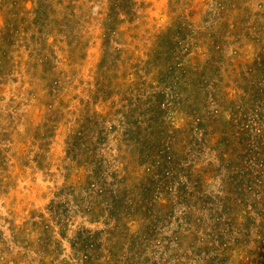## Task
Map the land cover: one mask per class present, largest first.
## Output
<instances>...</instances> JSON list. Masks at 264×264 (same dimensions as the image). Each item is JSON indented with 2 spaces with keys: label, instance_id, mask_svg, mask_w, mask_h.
<instances>
[{
  "label": "clouds",
  "instance_id": "1",
  "mask_svg": "<svg viewBox=\"0 0 264 264\" xmlns=\"http://www.w3.org/2000/svg\"><path fill=\"white\" fill-rule=\"evenodd\" d=\"M133 2L137 6L133 9L136 18L121 13L118 17L121 23L115 31L105 28L110 0H100L101 13L85 16L73 32V48L80 43L95 52L87 61H79L77 56L79 62L73 65L79 72L81 64H87L88 71L79 75L72 88V93L83 103L77 100L71 109L59 110L53 105L49 109L52 119L43 124L47 127H38L43 137L39 140L32 139L38 128L29 117H21L24 124L17 137L22 134L27 148L17 151L15 159L5 153L11 163L7 172L0 167V206L13 212L9 220H16V226L9 225L13 232L4 227V235L0 236V264H37L35 250L41 244L40 234L31 224L24 226L25 219L31 220L22 211L24 208L37 214L40 230L47 233L51 246L67 251V256L61 257L64 260L72 256L73 242L80 234L87 232L95 236L99 232L98 243L103 244L100 264H215L217 260L220 264H264L261 255L264 252L261 247L264 245V157L259 154V147L255 149L257 155L246 161L248 173L256 181L255 190L250 188L235 196V211L226 212L224 204L225 197L233 199L234 195L235 173L229 171L233 158L221 150L222 139L214 142V137L198 147L192 146L202 155H194L187 165L180 161L178 182L173 181L166 191L154 196L151 205L142 203L143 195L138 193L144 183L153 176L159 180L157 165L145 159L141 144L145 130H150L148 109L153 104L159 105L164 113L160 120L168 136H176L186 128L182 117L176 114L183 101L175 100L176 110L169 111V102L173 100L171 90L164 93L165 101L160 103L156 97L162 91V84L150 86L155 78V53L170 30H179L181 19L192 29L189 12L209 0ZM96 3L97 0H79L85 12ZM228 14L236 25L240 23L245 28L234 34L233 47L238 54L232 58L226 85L222 86L224 91L219 94V103L216 101V115L231 123L232 106L245 105L249 100L243 76L248 75V68L257 63L258 56L264 55V44L256 43L264 30V0H234ZM85 23L89 27L81 34ZM200 34L197 25L186 37L189 47L205 46ZM117 49L124 51L117 53ZM101 54L105 62L97 70L96 61ZM117 55L121 58L116 59ZM110 56L119 66L118 78L108 71L112 67ZM16 63L19 64L18 58ZM19 73L23 74V69ZM248 111L250 123L244 124L248 137L264 141L260 109L253 112L249 106ZM142 112L146 114L141 115ZM4 124L0 119V133L5 130ZM25 128L29 132L25 133ZM181 184L188 186L184 197ZM85 192L87 196L82 195ZM113 196L124 199L128 206L124 216L114 215L117 200ZM182 199L185 215L176 223L178 217L173 215V210ZM53 204L55 207L50 210ZM149 208L159 209L162 215H148ZM101 211L102 218L98 216ZM17 212L19 216L15 215ZM136 214L142 217L141 225L133 228L129 224L125 228V217ZM93 219L100 222L86 223ZM169 220L171 229L162 231ZM2 225L4 220L0 219ZM62 231L65 235H61Z\"/></svg>",
  "mask_w": 264,
  "mask_h": 264
},
{
  "label": "rangeland",
  "instance_id": "2",
  "mask_svg": "<svg viewBox=\"0 0 264 264\" xmlns=\"http://www.w3.org/2000/svg\"><path fill=\"white\" fill-rule=\"evenodd\" d=\"M233 2L234 0H209L204 6L193 7L189 12L192 29L191 25L181 19L179 30H170L163 37L155 53L153 62V67L156 68L155 78L150 86L159 87L162 84V91L156 97L160 103L165 101L164 93L171 90L173 100L169 102V111L176 110L175 100L183 101L179 105L180 111L176 114L182 117L186 128L176 136H168L166 126L160 120L164 113L160 111L159 105L153 104L148 109V114L151 115L150 130H145L141 144L145 159L157 165L159 180L153 176L144 183L138 193L143 195L142 203L145 206L151 205L152 198L161 191H166L167 186L173 181H179L180 161L187 165L194 155H202V152H196L192 146L198 147L201 143L207 142L209 137H214V142L222 139L221 150L229 153L233 158L229 164V171L235 173L232 177L234 195L233 199L225 197V211L230 213L236 210V195L249 191L250 188L255 190L256 181L248 173L246 161L257 155L256 147H259V154L264 157V141L248 137L244 124L250 123L249 106L253 112L260 109V121L264 122V55H259L257 63L248 68V75L243 76L249 100L245 105L232 106V122L228 123L216 115V101L219 94L224 91L222 86L226 85V73L232 67L233 56L238 54L233 47L234 34L238 35L245 31L240 23L236 25L229 17L228 13ZM136 7L133 0H110L106 6L108 21L105 28L115 31L116 26L121 23L118 19L121 13L129 16L130 19L136 18L133 11ZM140 7L144 8L143 5ZM100 13V0H97L87 12L84 11V6L79 4V0H0V20L3 21V26L0 28V41H2L0 84L3 85L0 88V119L5 122V130L0 133V148H3V151H0V167H3L5 172L8 171V164L11 163L5 153L15 159L17 151L27 148V141L22 138V134L21 137H17L19 129L24 124L22 116L29 117L38 128L52 119L49 109L53 105L59 110L71 109L77 100L83 103L78 95L72 93V88L79 75L88 71L87 64L82 63L79 72L73 65L79 61H87L90 55H95V52L87 49L86 45L82 47L80 43L73 48V32L85 16H95ZM243 23L246 25V22ZM197 25L201 37L205 39V46L189 47L186 37L191 35V30H196ZM88 27L89 25L85 23L80 29L81 34ZM235 29L236 33H234ZM259 34L261 39H257L256 43L261 46L264 44V30ZM186 47H188L187 51H185ZM123 51L116 50L121 54ZM17 58L19 64L16 63ZM120 58L119 55L116 56V59ZM108 59L109 65L112 66L108 71L118 78L119 66L111 56ZM104 62V55L101 54L96 61L97 70ZM19 69H23V74L19 73ZM83 83V79H80V84ZM237 83L239 84V81ZM227 87L231 86L227 85ZM14 113L17 115L14 116ZM145 114L141 113V115ZM43 127L47 126L43 125ZM24 131L27 133L29 129L25 128ZM35 138L38 140L43 138L40 136L39 128L36 137L32 136L33 140ZM187 189V185L181 184L182 197L187 193ZM82 195L87 196L88 193ZM108 195L111 196V192ZM124 196L126 197L127 193ZM112 199L117 200V212L114 215L124 216L128 211L124 199L117 196H113ZM131 202H134V197ZM183 205L182 199L173 210V215L178 217L176 223H179V218L183 219L185 215ZM39 206L40 204L37 205ZM54 207V204L50 206V210ZM22 211L27 213V217H31L30 221L24 220V226L31 224L32 229L40 234L41 244L39 249L35 250L39 258L37 264H100L103 244L98 243L101 235L99 232H96L95 236L87 232L80 234L77 241L73 242L72 256L64 260L61 257L67 256V251L54 249L51 246V239L47 233L44 234L40 230L37 214L26 208ZM15 215L19 216L20 213L17 212ZM111 215L109 213V216ZM141 215H144L143 211ZM148 215L159 217L162 213L159 209L153 211V208H149ZM9 216H13V212L6 206H0V219L4 220V225L0 226V236L4 235V227L12 233L13 227L16 226L15 218L9 220ZM98 216L102 218L103 212H98ZM125 219V228L129 224L133 228H138L143 222L139 214ZM99 222V219L86 221V223ZM171 227L172 222L169 220L163 225L162 231L166 232ZM61 235L65 233L62 231ZM261 255H264V252ZM215 264L220 262L217 260Z\"/></svg>",
  "mask_w": 264,
  "mask_h": 264
}]
</instances>
